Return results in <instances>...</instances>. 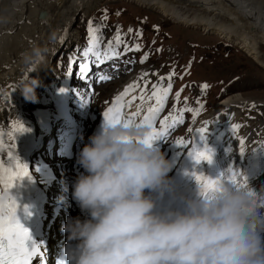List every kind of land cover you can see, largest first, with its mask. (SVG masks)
Returning a JSON list of instances; mask_svg holds the SVG:
<instances>
[{
	"label": "clouds",
	"instance_id": "clouds-1",
	"mask_svg": "<svg viewBox=\"0 0 264 264\" xmlns=\"http://www.w3.org/2000/svg\"><path fill=\"white\" fill-rule=\"evenodd\" d=\"M40 81L19 89L33 99ZM150 129L103 120L77 156L84 170L71 196L84 218L69 217L59 264H264V190L221 183L175 199L174 161L146 142Z\"/></svg>",
	"mask_w": 264,
	"mask_h": 264
},
{
	"label": "bare ground",
	"instance_id": "bare-ground-1",
	"mask_svg": "<svg viewBox=\"0 0 264 264\" xmlns=\"http://www.w3.org/2000/svg\"><path fill=\"white\" fill-rule=\"evenodd\" d=\"M108 1L157 10L166 21L198 28L237 45L264 66V0ZM100 4L102 0H0V150L19 147L36 135V130L26 135L16 131L25 123L29 103L19 87L31 78L43 82L51 76V57L60 53L56 50L59 42L62 47L72 43L79 33L78 24ZM40 10L45 15L39 19ZM11 30L14 35L8 36L6 31ZM236 101L244 100L235 94L221 104Z\"/></svg>",
	"mask_w": 264,
	"mask_h": 264
},
{
	"label": "snow or ice",
	"instance_id": "snow-or-ice-1",
	"mask_svg": "<svg viewBox=\"0 0 264 264\" xmlns=\"http://www.w3.org/2000/svg\"><path fill=\"white\" fill-rule=\"evenodd\" d=\"M89 26L91 27V22H89ZM129 31H131V29H129ZM117 41H119V37H117ZM89 51H91V49H89ZM105 55H107V53H105ZM143 59H146V57ZM143 59L141 60V63H143ZM100 62L103 63L104 61L101 60ZM87 71L88 66L82 65L81 72L86 73ZM99 79L101 81H104L110 79V77L102 75L99 77ZM160 79L163 80L165 78L161 77ZM167 79L171 80V75ZM134 87L135 84L128 85L125 87L122 93L117 95V97L112 102L111 107H109L104 112L103 117L105 121L116 123L123 121L125 124L134 123L131 118H125L121 111L124 106V97L127 96L128 93ZM203 87H207V85H204ZM171 88V83H169L168 87L165 89H157V86L153 85L154 91L152 93V96L149 97V99H155V103L157 106L148 107L146 110V114L142 117L140 123H138L140 125H146L150 129V133L146 137L147 143H151L152 141L159 139H165L167 131L174 126L173 124L167 123L169 118L166 117L165 119L159 121V129L154 127L156 115L160 111V108L163 106V99L167 96ZM176 95L178 97L179 92H177ZM139 99L143 100L144 97L141 96L139 97ZM82 104L86 105L87 101L82 102ZM186 110L191 111V109ZM179 122L181 121H174V123ZM205 124H207V122H205ZM236 127L237 126L234 125L233 130H235ZM16 131L24 132L26 131V129L23 127V125H20L16 129ZM207 131V127H201L196 130V132L199 134V139L201 141L205 139V133ZM186 143L187 142L184 141L182 138L176 141L177 147H184L186 146ZM240 144V152L241 155H243L244 141L241 140ZM188 155L193 158V161L196 165H199L202 161H207L208 163H211L213 152L207 146H205L203 150L199 151L195 147H193L192 150L188 152ZM228 171L231 172L232 175L227 179H225L227 175L226 173L221 174V176H218L216 179H209L203 176L202 173L200 175H197L195 172H193L191 173V175L195 178L196 181L201 184L203 189L202 194L204 195H207L209 192L216 191L218 185L221 183H232L234 186L237 187L247 186L246 177H240V174L238 172H233L231 168H229ZM25 176H29L27 171V165L20 164L11 155L9 165L7 167H5L3 163H0V185H2V188H0V264H35V261L32 258L34 256H43V253L39 249V245L31 240L29 231L20 223V220L17 216V201L13 198L12 195H10L9 192V190L13 188L15 182ZM253 194V192H249V195ZM24 211L27 213V207H25Z\"/></svg>",
	"mask_w": 264,
	"mask_h": 264
},
{
	"label": "rangeland",
	"instance_id": "rangeland-1",
	"mask_svg": "<svg viewBox=\"0 0 264 264\" xmlns=\"http://www.w3.org/2000/svg\"><path fill=\"white\" fill-rule=\"evenodd\" d=\"M117 3L128 4L131 6L133 20H136L138 17L144 16L147 20L152 23H160L163 24L165 27L171 29L168 32V39L172 43L176 41V38L178 36V38L183 40H190L208 45L219 44V47L221 49H226L227 51L229 50L230 55L228 56V59H219L218 64H214L216 62L215 61L211 65L206 64L210 63V61H206L204 63V66H202L203 64L201 63L202 60L199 55V51L195 52L192 56V63L197 66V74L194 76L195 81L197 83H201L202 81H209L211 82L209 88L211 90H214L215 92H218L223 83V79H227L226 76L247 74L246 76L248 77L246 82L241 88H239L241 90L239 91L235 89L239 92L236 94L244 101L264 102V66L258 65L251 57L246 55V53L241 50L237 45L231 44L230 42H227L226 40L219 38L213 34H205L198 28L186 27L181 24L166 21L163 19V17L159 15L157 10L143 8L135 3L114 2V4ZM114 4H111V1L102 0V4H100L99 8H114V11L118 12L117 8L123 6H117ZM95 9H93L89 13L88 19L90 18L89 16L92 15V12L95 11ZM124 9H126V7H124ZM93 17L95 18V12L93 14ZM78 25L81 26L82 23H79ZM80 26H77L78 30ZM224 44L232 46V49L225 48ZM30 46L32 47V45ZM55 54L59 55V53L55 52L53 57L55 56ZM53 57H51V70H53V64L57 56L54 58ZM119 84V82L116 83V85ZM116 85L114 84V86ZM71 166L72 165L70 164L69 167Z\"/></svg>",
	"mask_w": 264,
	"mask_h": 264
}]
</instances>
